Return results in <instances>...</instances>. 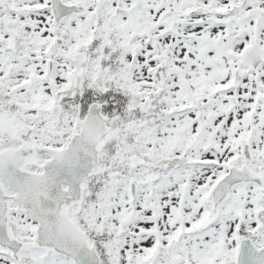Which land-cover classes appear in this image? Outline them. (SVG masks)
<instances>
[{
  "label": "snow or ice",
  "instance_id": "6c2138e0",
  "mask_svg": "<svg viewBox=\"0 0 264 264\" xmlns=\"http://www.w3.org/2000/svg\"><path fill=\"white\" fill-rule=\"evenodd\" d=\"M0 264H264V0H0Z\"/></svg>",
  "mask_w": 264,
  "mask_h": 264
}]
</instances>
